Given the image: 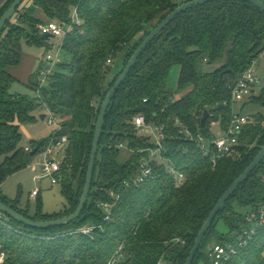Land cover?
Listing matches in <instances>:
<instances>
[{"label": "trees", "instance_id": "16d2710c", "mask_svg": "<svg viewBox=\"0 0 264 264\" xmlns=\"http://www.w3.org/2000/svg\"><path fill=\"white\" fill-rule=\"evenodd\" d=\"M13 1L1 5L0 18ZM189 1L26 0L18 8L0 32L2 201L35 220L74 212L86 186L101 103L151 30ZM76 10L81 24L73 22ZM54 20L72 24L59 45L63 59L53 63L45 57L38 71L30 74L27 86L42 93V98L30 99L13 90L18 79L12 69L23 62V42L45 47L46 56L53 54L52 36L45 39L39 25ZM147 47L109 107L93 189L82 216L71 224L37 229L3 215L0 253L6 255L5 264H108L120 249L122 264H186L210 211L261 151L263 116L249 117L236 152L218 156L215 164L198 139L214 137L213 119L222 121V130L231 126L232 89L264 52V12L244 0L207 2L181 13ZM122 53L125 58H120ZM176 64L181 67L180 80L173 90L169 80ZM207 64L215 68L205 70ZM43 70L48 76L42 83ZM260 98L264 99V90ZM223 103L225 107L215 110ZM40 108L48 109L60 127L46 139L23 145L22 126L36 122ZM208 109L211 115L203 126L201 119ZM138 115L164 127L166 155L187 175L184 184L178 185L166 165L157 163L155 179L139 186L124 184L139 174L142 159L154 147L151 138L136 128ZM62 136L69 140L58 181L66 205L59 212L46 213L39 200L37 213L31 215L20 208L19 199L4 194L2 185ZM263 203L264 161L220 211L194 264H214L212 248L218 244L236 248L221 264H264V225L247 244L241 246L240 241L244 230L253 227L247 217ZM104 204L112 208L109 219ZM220 221L228 227L226 233L218 230ZM89 225L96 227L94 235L74 232Z\"/></svg>", "mask_w": 264, "mask_h": 264}, {"label": "built area", "instance_id": "2783aa9c", "mask_svg": "<svg viewBox=\"0 0 264 264\" xmlns=\"http://www.w3.org/2000/svg\"><path fill=\"white\" fill-rule=\"evenodd\" d=\"M5 2V0L3 1ZM73 22L77 24H81L82 20L79 18V15L77 13V10L74 12L73 15ZM72 24H66V23H60L56 20L50 21L44 24H40L39 28L41 29L43 34H49L52 37H58L61 40H63L69 33V30L71 29ZM60 49V48H59ZM61 52V49L57 53V55L48 54L46 56V60L49 62H57L59 60V53ZM107 63L111 65V60H108ZM255 64V63H254ZM48 76V71L43 70L42 71V77H40V81L43 83ZM260 77L254 70V65H252L251 68L246 69L238 79L236 85L233 87V101L238 102L243 100L246 97L253 96L254 94V87L260 84ZM232 124L228 129L222 130L219 133H214L213 138H209V140L205 139L203 136L199 135V145L201 150L205 153L207 156H211L214 164L216 163V158L223 157L226 155H232L236 152V147L239 145L240 141V134L246 124H248L251 120L248 116L235 113L233 115ZM50 123L54 124V118L51 116ZM134 123L136 125V128L139 131L144 130H150L148 131V135L151 138L152 143L154 144V147H151L148 149V157H144L142 159V162L140 164V172L138 175L134 176V178L130 180L124 181V184L127 187H132L134 185L139 186L143 184L145 181H148L149 179H155V169L153 168V164H165L166 168L170 172L172 176H174L175 182H177L178 185L184 184L185 179L187 178V175L182 172L178 171L176 167H174L170 160L168 159L166 155V146L164 145L165 140V133H164V127L157 128L153 124L146 122V118L144 115H138L134 119ZM57 124V123H56ZM58 127H60L58 125ZM69 140L67 136H62L58 141L55 140L51 141L49 146L46 148V150L43 152L44 156V162H43V173L38 176L39 180H42L45 177H49L53 183H58L59 181V173L61 169V162L62 159H60V149L65 150L66 145L68 144ZM120 146H125L124 144H121ZM27 150H32L31 148L27 147ZM141 152H144L143 150ZM62 154V153H61ZM35 195L38 194V191L34 192ZM105 209L108 212L107 219L110 218V213L112 208L108 204H104ZM4 214L0 212V217H2ZM5 216V215H4ZM248 220L253 223L252 229L244 230L240 241L241 246L244 244H247V239H251L253 235L257 233V230L259 227L264 225V203L261 205L258 211L252 212L247 217ZM95 226L89 225L86 227H82L78 230H75L74 232L82 233L85 235H94L95 233ZM73 232V233H74ZM72 233V234H73ZM236 248L232 244H227V247H224L220 244L215 245L212 248V254L211 256L214 257V264H221L222 261L227 260L230 258V254H235ZM122 253L121 249L117 251L112 258L110 259L108 264H122L121 263ZM6 261V255L5 253H0V264H5Z\"/></svg>", "mask_w": 264, "mask_h": 264}, {"label": "rangeland", "instance_id": "374dc122", "mask_svg": "<svg viewBox=\"0 0 264 264\" xmlns=\"http://www.w3.org/2000/svg\"><path fill=\"white\" fill-rule=\"evenodd\" d=\"M3 1L4 0L0 1V7L4 3ZM51 43L53 45L52 53L55 56L59 52L61 39L54 36L51 39ZM23 51L36 58V64L33 67L32 72H37L43 58L47 54V49L45 47L29 45L28 43L23 42ZM63 54L64 52L61 51L59 55L61 59H63ZM124 55L126 57V54H120V58H125ZM214 66L215 65L212 66L207 64L203 68L205 70L213 69L215 68ZM180 70L181 67L178 64L171 69L169 85L173 90H177L179 85ZM254 70L259 75L261 82L259 85L254 87L255 91L253 96L255 95L259 98V100L256 101L252 98L253 96H249L238 102L233 101L232 108L237 114L240 113L253 118L258 116L264 117V99L260 98L264 90V52L257 58V61L254 64ZM43 85H48V81ZM13 90L28 96L30 99H37L38 97L42 98L41 91L38 92L29 88L23 78L16 81L13 85ZM35 114L38 117L36 122L22 126L23 145L30 146L32 141H41L46 139L58 129V125L56 123H50L51 114L48 109L40 108ZM42 114H46L48 117L46 119H42ZM211 121V130L213 133L221 132L222 121L215 119ZM148 131L150 130L148 129L147 131L144 130L141 132L148 135ZM62 150L63 149H60L59 151V158L63 160L65 150ZM125 153L128 155L126 151ZM43 162L44 156L42 152L36 155L30 166L10 175L2 185L4 194L11 199H19L20 208L29 210L31 215H35L37 213L39 209V200L42 202V210L46 213L59 212V210L63 209L66 205V201L62 195V185H60L59 182L53 183L49 177H45L42 180L37 179L38 176L43 173ZM35 191H38L39 194L35 195ZM217 227L221 233H226L228 231V227L225 226L222 221L218 222Z\"/></svg>", "mask_w": 264, "mask_h": 264}, {"label": "water", "instance_id": "95a60500", "mask_svg": "<svg viewBox=\"0 0 264 264\" xmlns=\"http://www.w3.org/2000/svg\"><path fill=\"white\" fill-rule=\"evenodd\" d=\"M26 0H14L13 3L10 5V7L5 11V13L0 18V32L5 27L7 22L13 17V15L16 13L18 8L25 2ZM216 0H190L189 2H186L177 8L173 12L167 15L166 18H164L160 23L151 30V32L145 37V39L142 41V43L138 46L134 54L131 56V59L128 61L129 63L127 66L123 69L121 74L118 76V79L116 80V83L114 86L107 92L108 94L104 98L103 102L101 103V111L98 116L97 122H96V129L94 133V141L93 146L91 150V157L88 164V173L85 183V188L83 190V193L80 198V203L77 206V208L74 210V212L70 215H65L63 217H59L56 219L51 220H35L32 217L26 216L22 212L16 210L11 205L6 204L4 201L0 199V212L4 215H6L8 218L14 219L19 223L25 224L32 228L37 229H48L52 227H59L60 225L65 224H71L74 223V221L78 220L82 215L85 207L87 206L89 202V197L91 194V191L93 189V180L95 176V167H96V161L98 158V152L101 144V137L104 130V122L106 119V115L109 111V107L112 103L113 98L116 96L117 90L122 86V84L128 79L129 74L131 73L132 69L137 65L138 59L141 57V55L146 51L148 48L147 46L152 43L157 37L160 36V34L163 32L164 29H166L175 19L183 12H186L190 10L191 8L195 6L205 5L207 2H212ZM246 2L252 3L257 8H259L262 12H264V1L263 0H244ZM43 37L45 39H50L49 34H43ZM51 66V64L49 65ZM228 73H231L232 70H228ZM226 105L220 104L218 105L215 110H220ZM211 115V112L208 110L205 111L201 121L203 126H206L207 120L209 116ZM47 115L42 114L41 118L46 119ZM38 148H36L32 154L35 155L37 153ZM261 151L255 156V159L249 164V166L240 174V176L235 180V182L225 191V193L221 196V199L216 203V205L213 207V209L210 211L211 214L205 221V223L202 226V229L199 231L198 235L196 236V239L194 241V246L192 250L190 251V254L188 256V260L186 264H194L195 257L197 252L200 250L202 246V242L208 232L211 230V226L217 216L219 215L220 211L225 207V204L230 200L233 194H235L240 186L246 182V180L251 176V174L256 170V168L264 161V146L260 149Z\"/></svg>", "mask_w": 264, "mask_h": 264}, {"label": "crops", "instance_id": "0c3cea01", "mask_svg": "<svg viewBox=\"0 0 264 264\" xmlns=\"http://www.w3.org/2000/svg\"><path fill=\"white\" fill-rule=\"evenodd\" d=\"M24 59L21 65L18 67H15L12 69V74L17 78L21 79L23 78L25 82L28 81L30 74L33 71V67L36 64V58L33 56H30L24 52ZM46 57V55H45ZM45 57L43 58L42 61L45 60ZM33 163V162H32ZM31 163V164H32ZM38 179V178H37Z\"/></svg>", "mask_w": 264, "mask_h": 264}]
</instances>
